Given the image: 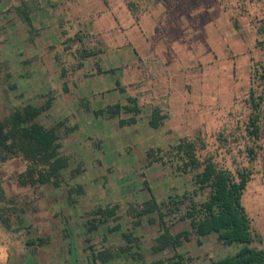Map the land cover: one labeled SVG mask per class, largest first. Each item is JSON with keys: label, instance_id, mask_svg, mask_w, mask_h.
Returning a JSON list of instances; mask_svg holds the SVG:
<instances>
[{"label": "rangeland", "instance_id": "obj_1", "mask_svg": "<svg viewBox=\"0 0 264 264\" xmlns=\"http://www.w3.org/2000/svg\"><path fill=\"white\" fill-rule=\"evenodd\" d=\"M21 1L29 9L30 30L17 12ZM189 1L190 19L156 24L146 41L150 53H144L122 37L124 25L109 26L108 14L100 17L101 26L94 25V7H69V0H0V120L24 105L44 107L33 120L53 129L65 163L57 185L21 184L17 176L25 162L0 157V215L9 225L0 221L5 264H90L92 251L96 264H153L174 253L182 256L180 264H209L235 250L214 233L197 238L192 232L177 246L152 250L161 229L156 213L134 215L148 188L158 202L168 196L204 198L206 189L193 182L196 170L180 172L165 160L164 151L181 136L202 138L200 154L213 152L231 171L249 164L242 136L245 99L251 64L264 53V0ZM131 3L134 12L147 8V2ZM132 47L149 57L143 70ZM84 51L90 54L83 57ZM126 95L135 97L139 110L133 123L119 125L118 118L130 113L111 116L105 107L124 104ZM154 102L168 103L156 128L147 123ZM258 143L241 201L264 247V114ZM149 149L154 157L164 153V163L150 160ZM105 205L115 212L99 219L92 211ZM172 208H164L170 209L164 214L170 233L189 230L182 216L186 200ZM96 218L97 226L87 231ZM35 237L43 244H25Z\"/></svg>", "mask_w": 264, "mask_h": 264}, {"label": "trees", "instance_id": "obj_2", "mask_svg": "<svg viewBox=\"0 0 264 264\" xmlns=\"http://www.w3.org/2000/svg\"><path fill=\"white\" fill-rule=\"evenodd\" d=\"M130 6V5H129ZM130 9V7H129ZM132 10V9H131ZM29 9L20 2L17 12L29 30L32 28V21L29 16ZM90 53L83 52V57ZM141 70L144 68L145 60L137 58ZM114 84L119 92H124V86L118 80ZM248 113L243 124V137L245 138L244 150L246 152L248 165L236 166L233 171L218 164L214 160L213 152H206L203 155L200 151L206 147L204 140L198 136L188 138L181 136L170 145L164 153L166 159L174 163V168L180 172L196 170L193 182L197 189H206L204 198L196 201L190 195L181 198L168 196L166 201L158 202L152 191L148 188V197L144 199L138 209L134 210L137 218L141 214L155 212L157 215L160 230L154 238L152 250H161L168 245L177 246L183 240H188L192 232L197 238L214 233L217 240L223 245H234L235 250L217 258H210L209 264H264V249L259 246L260 238L251 225V219L241 201L243 190L253 172L251 163L256 159L260 145V118L264 114V53L262 58L251 64L249 76V87L245 99ZM45 108L48 107L46 103ZM167 104L165 102H154L150 105V112L147 123L150 127H158L166 117ZM33 105H24L20 109L12 110L7 117L0 120V157L5 160L9 157H17L25 162L23 173L17 176L21 184H44L57 185L56 179L59 169L65 164L59 155L60 142L53 134L52 128H45L34 119L43 109ZM138 104L135 97L126 95L125 103H113L106 105L107 115H118L120 111L130 113L127 119L118 118V124L133 123L135 114L138 112ZM161 152V149H157ZM164 153L158 157L152 155L151 149L146 151L150 160H158L164 163ZM21 178V179H20ZM0 191V195H1ZM186 200V208L183 217L189 221V230H181L170 233L164 219L166 211L164 208L171 205L172 210H177L179 204ZM115 206H98L92 212L99 219L110 217L115 212ZM95 222L88 221L87 231L97 226ZM150 220V219H149ZM0 221L8 227L6 219L0 215ZM116 229V228H114ZM126 237L125 234H123ZM199 243V240H197ZM26 245H41L43 239L40 237L28 238ZM114 255L110 256H115ZM97 255L90 252V264H96ZM103 259V257H102ZM182 256L174 253L173 257L166 260H156L153 264H180Z\"/></svg>", "mask_w": 264, "mask_h": 264}, {"label": "crops", "instance_id": "obj_3", "mask_svg": "<svg viewBox=\"0 0 264 264\" xmlns=\"http://www.w3.org/2000/svg\"><path fill=\"white\" fill-rule=\"evenodd\" d=\"M68 1V0H65ZM69 7L75 8H92L94 7L92 22L94 25H102L100 23V17L106 13L108 14L111 24L124 25L120 31L124 39L130 40L131 44L140 45L144 49V53H147V39L151 38L153 34V27L161 23H185L186 19H190V1L189 0H139V2L146 4V9L139 12L133 11V3L138 0H69ZM130 5V6H129ZM130 7V9H129ZM132 9V10H131ZM83 13V12H82ZM123 13V14H122ZM106 26V25H104ZM108 26V27H109ZM134 49V50H133ZM136 48L132 47V53L136 59H146L149 57H143L142 54L136 51ZM148 53H150L148 51ZM151 54L153 52L151 51ZM148 56V55H146ZM138 62V60H137ZM115 85V84H114ZM116 87V86H115ZM118 90V89H117ZM168 106V103H166ZM257 193L255 190L251 191V194ZM245 207V206H244ZM246 209V208H245ZM247 211V209H246ZM248 212V211H247ZM248 214V213H247ZM250 217V216H249ZM252 220V218L250 217ZM255 231V230H254ZM256 232V231H255ZM257 233V232H256ZM259 246L264 249L261 236ZM7 258L6 247L0 242V264H5Z\"/></svg>", "mask_w": 264, "mask_h": 264}]
</instances>
